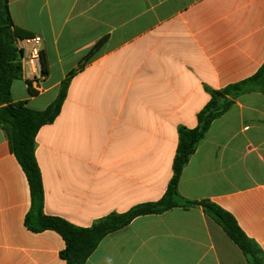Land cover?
<instances>
[{
	"label": "crops",
	"instance_id": "1",
	"mask_svg": "<svg viewBox=\"0 0 264 264\" xmlns=\"http://www.w3.org/2000/svg\"><path fill=\"white\" fill-rule=\"evenodd\" d=\"M14 25L42 39L48 76L29 93L31 67L13 101L45 110L71 81L54 123L37 136L45 213L87 228L111 213L159 200L173 175L179 127L196 128L210 100L264 64V0H9ZM28 39V38H26ZM19 48L23 44L18 45ZM25 56L29 49L24 47ZM33 89L36 91L35 87ZM179 193L231 213L264 250V94L235 100L185 167ZM27 178L0 126V264H66L65 241L25 226ZM86 264H247L202 208L136 218L109 234Z\"/></svg>",
	"mask_w": 264,
	"mask_h": 264
},
{
	"label": "trees",
	"instance_id": "2",
	"mask_svg": "<svg viewBox=\"0 0 264 264\" xmlns=\"http://www.w3.org/2000/svg\"><path fill=\"white\" fill-rule=\"evenodd\" d=\"M9 0H0V126L7 132L11 152L21 166L30 189L31 207L25 218V226L33 233L54 231L65 241L60 256L66 264H86L101 241L114 232L129 226L136 218L161 215L174 208L200 207L215 220L229 239L243 252L247 264H264V250L241 229L235 217L210 200L191 201L179 193V183L185 167L198 147L206 140L213 122L228 113L235 100L246 93L264 94V64L250 78L226 86L221 90L205 86L210 95L207 105L198 114L196 128L179 127V143L173 161V175L164 195L157 201L133 206L124 213H111L83 228L67 220L45 213V190L41 169L37 162V136L40 130L55 122L67 99L72 79L89 63L103 47L106 39L99 41L62 82L57 98L45 110L27 106V101H13L12 85L23 77L25 51L17 46L19 40L33 37L17 28L10 13ZM42 56V67L48 76V65ZM29 93L38 94L28 82Z\"/></svg>",
	"mask_w": 264,
	"mask_h": 264
},
{
	"label": "built area",
	"instance_id": "3",
	"mask_svg": "<svg viewBox=\"0 0 264 264\" xmlns=\"http://www.w3.org/2000/svg\"><path fill=\"white\" fill-rule=\"evenodd\" d=\"M23 44L20 49L24 50V47L29 49L28 55L23 57L22 63H25L31 67L33 74L32 87L34 86L37 92H40L42 85L46 80V76L43 73L42 67V39L40 37L28 38L24 40H19L17 46Z\"/></svg>",
	"mask_w": 264,
	"mask_h": 264
}]
</instances>
